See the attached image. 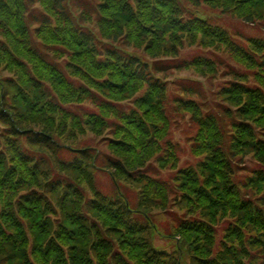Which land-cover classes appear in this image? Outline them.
Returning a JSON list of instances; mask_svg holds the SVG:
<instances>
[{
    "label": "trees",
    "instance_id": "16d2710c",
    "mask_svg": "<svg viewBox=\"0 0 264 264\" xmlns=\"http://www.w3.org/2000/svg\"><path fill=\"white\" fill-rule=\"evenodd\" d=\"M85 2L0 0V264H264V0Z\"/></svg>",
    "mask_w": 264,
    "mask_h": 264
},
{
    "label": "rangeland",
    "instance_id": "374dc122",
    "mask_svg": "<svg viewBox=\"0 0 264 264\" xmlns=\"http://www.w3.org/2000/svg\"><path fill=\"white\" fill-rule=\"evenodd\" d=\"M83 4L86 6L85 0H81ZM204 11L207 13V15L211 18L212 23L215 25H218L226 30H228L232 36L238 37L239 39H248V38H260L264 39V24H260L258 26L255 25H249L247 23L241 22L231 16L227 15H222L219 12H211L206 7V10ZM181 60L183 59L184 61H191L194 58H201V57H209L213 60H224L226 63L231 64L230 59L221 52H215V51H210L208 52L205 49H201L198 47H187L185 46L184 49L181 51L180 54ZM233 64V63H232ZM185 79H192V80H202L199 77H197L193 72H174L173 74L170 75V80L174 81L178 87H182L183 85H187V82L184 81ZM204 84V99H210L209 102H207L208 105L211 104V93H215L218 89V87L221 85V81L215 80V81H207V80H202ZM173 92H176V87H172ZM183 131H179L175 135V140L179 141L181 143L182 147V166L188 165V164H196L197 160L192 158L189 152V146L186 144L183 134L184 132H189V126L184 123L181 127ZM253 164V163H252ZM157 173V172H154ZM171 175L169 173H164L162 175L163 179H169ZM97 180H98V186L105 191H113L114 190V184L112 182V179L108 174H103V173H98L97 174ZM118 194L119 192L116 191ZM161 220V226L163 225L162 223V218ZM167 220V219H164ZM156 245L157 246H165L169 248L170 246L168 243L160 238L156 239Z\"/></svg>",
    "mask_w": 264,
    "mask_h": 264
}]
</instances>
